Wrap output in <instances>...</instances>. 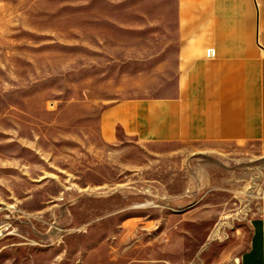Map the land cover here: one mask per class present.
<instances>
[{"label": "rangeland", "instance_id": "rangeland-1", "mask_svg": "<svg viewBox=\"0 0 264 264\" xmlns=\"http://www.w3.org/2000/svg\"><path fill=\"white\" fill-rule=\"evenodd\" d=\"M104 2L0 0V264H239L264 159L103 141L134 83Z\"/></svg>", "mask_w": 264, "mask_h": 264}, {"label": "crops", "instance_id": "crops-1", "mask_svg": "<svg viewBox=\"0 0 264 264\" xmlns=\"http://www.w3.org/2000/svg\"><path fill=\"white\" fill-rule=\"evenodd\" d=\"M104 3L103 22L119 33L111 57L134 83L104 105L103 141L172 157L240 151L264 159V0ZM259 184L261 206L239 264H264V171Z\"/></svg>", "mask_w": 264, "mask_h": 264}, {"label": "built area", "instance_id": "built-area-1", "mask_svg": "<svg viewBox=\"0 0 264 264\" xmlns=\"http://www.w3.org/2000/svg\"><path fill=\"white\" fill-rule=\"evenodd\" d=\"M213 54H214V52H213L212 49H209V50L207 51V55H208V56H211V55H213Z\"/></svg>", "mask_w": 264, "mask_h": 264}]
</instances>
